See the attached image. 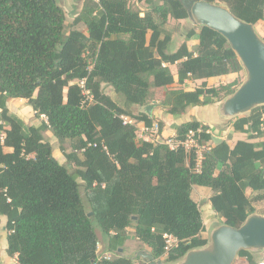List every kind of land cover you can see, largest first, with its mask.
I'll list each match as a JSON object with an SVG mask.
<instances>
[{
	"label": "trees",
	"instance_id": "16d2710c",
	"mask_svg": "<svg viewBox=\"0 0 264 264\" xmlns=\"http://www.w3.org/2000/svg\"><path fill=\"white\" fill-rule=\"evenodd\" d=\"M207 1L225 4L254 25L264 20V0ZM146 2L142 11L129 0H84L73 24L86 31L65 33V12L56 0H0V215L6 217V253L17 264H133L119 251L130 228L154 258L171 263L207 243L193 186L210 189L211 207L233 227L264 201V105L233 119V129L247 138L232 145L215 141L208 125L195 119L175 127L183 138L200 126L211 142L199 171L193 152L187 158L182 147L141 140L135 124L121 118L153 125V114L143 109L151 88L164 92L160 104L173 116L221 101L239 82L209 86L206 79L242 71L226 39L204 25L186 32L198 39L194 49L183 40L172 50L163 25L188 18L185 7L180 0ZM199 79L198 86L184 88ZM175 83L180 86L170 87ZM9 97L25 99L46 120L22 126L8 112ZM134 105L137 114L129 111ZM158 129L163 138L161 123ZM45 130L60 143L69 140L64 155L72 172L54 157ZM93 220L106 240L101 254L111 252L110 259L98 257ZM164 233L177 239L167 252ZM238 255L257 263L251 252Z\"/></svg>",
	"mask_w": 264,
	"mask_h": 264
},
{
	"label": "water",
	"instance_id": "95a60500",
	"mask_svg": "<svg viewBox=\"0 0 264 264\" xmlns=\"http://www.w3.org/2000/svg\"><path fill=\"white\" fill-rule=\"evenodd\" d=\"M180 1L191 22L207 26L226 39L245 73L234 91L219 102L218 115L229 119L264 105V39L255 25L240 19L219 2ZM151 108L152 104H147L143 109L150 114ZM213 139L221 140L215 136ZM241 250L253 254L264 250V213L248 214L238 227L224 222L214 226L205 245L189 249L174 262L154 258L147 249L136 251L131 258L139 257L145 264H232Z\"/></svg>",
	"mask_w": 264,
	"mask_h": 264
},
{
	"label": "rangeland",
	"instance_id": "374dc122",
	"mask_svg": "<svg viewBox=\"0 0 264 264\" xmlns=\"http://www.w3.org/2000/svg\"><path fill=\"white\" fill-rule=\"evenodd\" d=\"M57 3L62 7V9L65 12V18H66V23H65V33L69 31L72 28L78 27L82 29L83 31H86L85 27L82 24L74 25L73 20L75 15L81 10L84 0H56ZM130 4L138 8L142 11L146 10L148 8V4L146 0H129ZM164 28L168 29L171 32L172 35V41L170 43V48L174 50L175 48L178 47V45L183 41L187 40V43L189 45L190 49H194L197 46L198 39L196 37H191L187 38L186 32L194 28L196 32L199 31L198 26L195 25L193 22L189 20V18L186 19H181V20H175L173 18H169L167 22L163 25ZM256 30L258 33L263 36L264 35V20L258 22L256 25ZM172 69L175 71V66L172 67ZM245 77L244 71H240L235 73L234 75V80H237V82H241ZM180 85L178 83L171 84L170 87H179ZM189 86H193L189 84ZM105 91L110 94L114 99L117 100V95L112 91L111 88H106ZM151 95H150V102L148 104H152L151 108V113L153 114V120L154 124L158 126V123L162 124V130L164 133L170 134L174 128V125L176 122L179 121V119H176V121H166L165 116L167 115L164 107L161 106L160 102L163 99L164 92L161 89H153L151 88ZM119 102V101H118ZM218 103L220 101H214V103ZM210 103V104H212ZM210 104L207 105H199L197 108H190L187 109L182 115L183 119L186 118H191V119H198L201 123L208 125L210 131L212 134L215 135H223L226 139L231 140L232 138H247V135L242 132L235 131L232 127V121L234 118H237L239 116H243L247 113H244L242 115H238L233 118L229 119H223L221 118L217 112L212 110V106ZM140 110V107L137 105L131 106L129 108V111L133 114L139 113L138 111ZM218 111V110H216ZM178 117V116H177ZM39 118V117H38ZM180 118V117H179ZM182 118V117H181ZM39 121H41L39 119ZM26 127V126H25ZM139 129V128H138ZM222 129H226V132H221ZM139 134V132H137ZM44 137L47 139L53 146V155L57 159V161L64 166L68 168L70 172L73 171L74 165L72 162L67 161L64 153L70 152L71 151V145L69 143V140H65L64 142H59L57 138L49 131L45 130L44 131ZM264 139V137L262 138ZM79 182H81L80 179H78ZM203 190L206 191L207 193H211L209 188L203 187ZM80 191L82 194V199L84 202V206L86 210H89V205L86 201L85 197V191L83 186H80ZM247 194L251 195L249 190H247ZM194 195V194H193ZM206 197L205 200L202 198ZM195 198L198 202L199 209L201 211L203 223H204V231L201 233L202 236L208 239L209 237V232L210 230L223 222V219L213 210L211 207L208 196L206 194L200 193L196 194ZM255 207V212L257 213H264V201H259L254 203ZM91 213V211H90ZM5 222H6V217L0 215V264H17V260L15 257H10L6 253V236H7V230L5 228ZM93 225L95 227V230L98 234V255L101 254L103 248L106 245V240L105 238L100 234L99 227L97 225V222L95 220L92 221ZM125 239L121 245L122 251L124 254L127 256L132 257L136 251L141 250V249H147L149 251V247H147L145 244L140 243L133 235V231L131 229H127L125 232ZM256 255L255 261H258L263 255H264V250L254 254ZM160 259H163L161 257ZM133 264H141V258L136 257L132 258ZM143 262V261H142ZM144 263V262H143ZM145 264V263H144ZM232 264H249L247 259L244 256H239L237 255L234 262Z\"/></svg>",
	"mask_w": 264,
	"mask_h": 264
},
{
	"label": "built area",
	"instance_id": "2783aa9c",
	"mask_svg": "<svg viewBox=\"0 0 264 264\" xmlns=\"http://www.w3.org/2000/svg\"><path fill=\"white\" fill-rule=\"evenodd\" d=\"M81 82L83 83V81ZM83 93L86 95L87 99L89 100L92 99V96L88 90H84ZM40 118L46 120V117L43 114L40 115ZM121 118L123 119L124 123L135 124V126L137 127V132H139V134L137 133V137L141 140H147V141L151 140L154 142L161 141L164 142L171 149L182 147L187 154V158H189V155L193 152L194 161H195L194 170L199 171L201 169V164L204 158V154L210 150L211 142L205 141L203 139V137L201 136L200 126L197 128H190L189 130H187L183 138H177L175 136V132L173 134H167L166 136L163 135V138H161L159 135L158 126L156 124H153L151 126L142 124L138 129L137 123L130 117L121 115ZM163 238L165 244L164 250L166 252L171 247L177 244V239L172 234L164 233ZM98 245L99 243H97V246ZM112 256L113 254L111 252L106 251L105 253L100 254L98 257L110 259ZM256 264H264V255L257 261Z\"/></svg>",
	"mask_w": 264,
	"mask_h": 264
},
{
	"label": "crops",
	"instance_id": "0c3cea01",
	"mask_svg": "<svg viewBox=\"0 0 264 264\" xmlns=\"http://www.w3.org/2000/svg\"><path fill=\"white\" fill-rule=\"evenodd\" d=\"M234 75H235V73H229V74H225V75L213 76V77L207 78L206 81H207V84L209 86H213V85L214 86H217V85H219L221 83H227V82H230V81L234 80ZM200 83H201V80L200 79L199 80H194V81L193 80H189V81H186L184 83V88L185 89H192L195 86H198ZM189 84H191L193 86H189ZM218 104H219V102L218 103L216 102L214 104L213 103L210 104V106H212V110H214L215 112H217V114H218V111H216V110L218 109ZM6 107L8 109L9 114L12 115L13 117L17 118L21 122L22 126H24V127L25 126L27 127V126H30V125H36L37 126L40 123L39 119L40 120H43L42 118H38V117L35 116L32 107L26 102L25 99H22V98H11V97H9L6 100ZM197 107H199V105L190 106V108H197ZM187 109H189V107ZM166 114H167L165 116L166 121H172V120L176 121V119H179V121L176 122V124L174 125V128H173V130H172V132L170 134H173L175 132V127L178 124H180L181 122L188 121V120H193L191 118L183 119V116L182 115H184L185 113L179 115L178 117L177 116H173V115L168 114V113H166ZM195 120H198V119H195ZM136 123H137L138 128L142 124H144L141 121H136ZM226 131H227L226 129H222L221 130V132H226ZM162 133H163L164 136H166V134L164 133V131H162ZM213 136L218 137L221 140L222 139H226L223 135H215V134H213ZM237 139H243V138H232L231 140L226 139V141L230 145H232ZM4 149L6 151H9L10 150V148H8V147H5ZM205 188H207V187H205ZM200 193L206 194L208 197L211 194V193H207L206 191H204L203 190V186H196L195 185V186L192 187L191 196H192V198L195 201H197L196 198H195V195L196 194H200ZM204 198H206V197H203L202 199L205 200Z\"/></svg>",
	"mask_w": 264,
	"mask_h": 264
}]
</instances>
